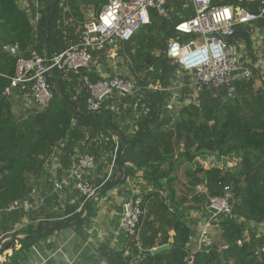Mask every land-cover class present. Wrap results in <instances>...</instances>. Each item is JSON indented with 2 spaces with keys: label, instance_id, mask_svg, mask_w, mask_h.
I'll return each mask as SVG.
<instances>
[{
  "label": "trees",
  "instance_id": "1",
  "mask_svg": "<svg viewBox=\"0 0 264 264\" xmlns=\"http://www.w3.org/2000/svg\"><path fill=\"white\" fill-rule=\"evenodd\" d=\"M39 1L40 18L33 27L30 7L25 11L16 0H0V43L3 48L17 43L18 57L29 58L36 52L44 58L46 44L51 59L77 45L88 13L99 12L105 0ZM211 5L239 3L211 0ZM241 6L253 13L259 10L258 3ZM192 16L191 8L181 10L173 1L167 18L151 12L148 26L128 42L118 44L117 68H125V78L140 89L136 110L121 114L112 110L114 96L102 104L98 114L86 109L83 80L101 79L95 70L106 62V50L92 53L91 72L81 70L79 77L55 72L48 79V105L38 109L32 104L23 111L15 110L12 99L3 96L16 58L5 49L0 51V210L34 195L43 198L37 211L2 216L0 240L8 239L2 245V250L8 251L4 264H26L31 247L51 234L45 231L48 225L79 220L80 214H74L76 205L87 206L78 194L72 204L75 206L65 205L59 214L53 213L56 198L52 181L64 175L75 157L86 154L95 157L99 168L103 161L113 158L114 169L126 176L142 199L144 214L135 241L138 249L132 244L134 250L129 256L137 258V264H183V248L196 223L190 213L207 217V200L223 197L225 186L232 214L218 216L213 246L207 253H198L193 264H264L260 251L264 236L256 231L264 224V75L258 80L259 88L255 85L258 72L250 81L234 83L231 98L224 89H201L194 94L188 88L189 77L163 53L171 40L186 43L195 39L173 30L174 25ZM254 26L264 27V17ZM247 30L239 29L231 41L240 39L249 44ZM156 53L160 55L156 57ZM64 77L79 82L68 83ZM180 82L179 93L160 90L179 87ZM157 85L160 88L153 89ZM175 99L179 106L173 105ZM210 154L225 165L205 169L197 157ZM225 161L234 164L230 168ZM185 163L190 166L183 167ZM113 172L94 183L97 193L117 181ZM198 186L205 190L197 191ZM68 215L71 218L62 221ZM25 218L31 224L14 232ZM54 219L58 222L46 225ZM20 233L26 235L22 240L17 239ZM162 246L170 249L151 254Z\"/></svg>",
  "mask_w": 264,
  "mask_h": 264
},
{
  "label": "built area",
  "instance_id": "2",
  "mask_svg": "<svg viewBox=\"0 0 264 264\" xmlns=\"http://www.w3.org/2000/svg\"><path fill=\"white\" fill-rule=\"evenodd\" d=\"M105 1L106 5L102 6L99 12L88 13L86 23L80 32L79 43L51 59L46 60L36 52H31L29 58L18 57L17 43L4 48L11 57L16 58V61L13 76L3 90V96L12 99L15 93H27L35 107L45 108L51 100L48 84L50 76L55 72L68 74L81 70L90 71L93 52H102L107 47L128 42L138 30L149 25L151 12L158 17L167 18L170 3L173 1L180 4L181 10L191 8L193 11L191 18L174 25V33L192 35L195 39L186 43L171 40L163 53L190 78L188 88L194 94L201 89L209 91L224 89L227 98H231L234 83L252 80L253 73L257 71L242 66L240 59L231 50L230 41L236 37L239 29H251L257 20L264 17V0H236L239 3L237 6H212L211 0ZM16 2L25 11H28L29 7L33 10L31 24L36 27L40 18V1L16 0ZM248 3H258V13L250 12L241 6ZM159 55L160 53L155 54L156 57ZM83 83L87 94L86 109L90 113L98 114L102 104L113 96L116 102L112 110L116 114L128 109L135 111L140 102L138 99L140 89L125 77L114 74L96 82L85 78ZM181 86L180 83V86L173 90L179 93ZM156 88L160 87L157 85L153 89ZM160 90L171 92L172 89ZM177 96L178 94L176 98ZM133 98L135 101L131 102ZM95 167L94 156L86 154L75 157L64 175L52 181V193L60 194L69 189L83 197L84 202L94 199L97 188L94 187L91 174ZM51 170H55V167ZM196 190L201 192L205 187L198 186ZM228 190L225 186L223 197H211L207 200L204 208L207 217L197 222L198 234L195 241L191 240L184 246L183 264H193L198 253H207L213 246L211 231L218 227V216L227 217L232 214ZM42 205L43 198L34 195L30 200L16 202L0 210V220L8 213L27 215L39 210ZM119 214L120 232L138 240L140 219L144 211L142 199L137 193L121 204ZM5 241L0 240V264H4V256L8 253L2 250ZM260 251L264 253V244Z\"/></svg>",
  "mask_w": 264,
  "mask_h": 264
},
{
  "label": "crops",
  "instance_id": "3",
  "mask_svg": "<svg viewBox=\"0 0 264 264\" xmlns=\"http://www.w3.org/2000/svg\"><path fill=\"white\" fill-rule=\"evenodd\" d=\"M248 30L249 44L244 40L234 39L233 41H230L231 50L240 59L243 67L256 69V72H259L260 70L264 71V66L262 65V60L264 59V27L257 28V26H254ZM112 52L113 50L110 51L111 54ZM91 71L92 70L89 72ZM79 72L71 74L79 77ZM114 72L116 71L114 70ZM95 73L98 75V78L108 77V74H105L98 68L95 70ZM64 75H69V73ZM64 78L68 83L79 82L78 79L73 81L71 78ZM49 79H52V77L50 76ZM173 89L171 92L175 93L176 91ZM176 100L177 99L173 101V105L179 106L181 103ZM12 103L14 109L17 111H23L32 106L29 94L15 93L12 96ZM212 156L213 155L210 154L201 158L206 161H201L199 159L198 161H200L203 167L207 169L211 164L215 163ZM217 161L218 160H216V162ZM112 172L117 180L123 179L124 175H121V172L114 169L113 163L110 160L103 161L101 168L96 165L91 174L93 184L96 181L103 180L104 177L106 179L109 178ZM124 184H119V187L113 186L107 191L97 193L94 199L84 202L87 206L85 208L83 207V203L76 205L77 209L74 211V214H80V218L77 221H70L69 223L56 225L48 224H55L58 222L57 220L54 219L48 221L46 223L48 229L45 231H51V234L44 236L37 241L33 247H31L27 254L26 264L125 263L134 250L132 244H136L135 247L138 249V243H135L136 240L129 238L119 230V213L121 204L128 197L137 193L127 178ZM52 194H55L56 198L52 205V211L55 215L59 214L65 205L71 206L77 200V194L69 189L64 190L60 194ZM88 206L90 209H88ZM194 214L196 215L198 213ZM71 216L72 215H68V217L62 221L69 220ZM30 224L28 218H25L20 225L15 226L14 232H21ZM192 231V236L189 241H195L197 237L198 229L196 225L192 227ZM169 235L172 236V233ZM25 236L24 233H20V235L17 236V239L22 240ZM5 240L7 241L8 239ZM5 256L4 263L6 262ZM127 264H137V258H130L127 261Z\"/></svg>",
  "mask_w": 264,
  "mask_h": 264
},
{
  "label": "rangeland",
  "instance_id": "4",
  "mask_svg": "<svg viewBox=\"0 0 264 264\" xmlns=\"http://www.w3.org/2000/svg\"><path fill=\"white\" fill-rule=\"evenodd\" d=\"M89 14H91V12L89 13ZM118 46L119 45H116V46H114V47H110V49L111 50H116V52L119 50L118 49ZM110 50V51H111ZM106 51L108 52V53H106V55H107V57H106V62L105 63H103L102 65H100L99 67H98V69H100V71H103L105 74H108V77H110V76H112V75H114V74H116V75H119V76H122V77H125L126 76V69L125 68H121V69H118L117 68V64H116V62H117V58H116V56L114 57L112 54L114 53V52H112V54L108 51V49H106ZM116 52L114 53L115 55H116ZM262 65L264 66V59L262 60ZM264 68V67H263ZM114 70L116 71V72H114ZM264 70V69H263ZM109 71H111V74H109L108 72ZM264 75V71H262V70H260L259 72H258V75H257V77L255 78L256 79V87L257 88H259L261 85H260V83L258 82V80H260L261 79V76H263ZM263 79V78H262ZM189 80H190V78H189ZM189 83V82H188ZM213 158H214V160H215V163L214 164H211L210 165V167H223L225 164H224V161L223 160H220V161H217L216 162V160L217 159H215L216 157L215 156H212ZM199 160H201V161H206V160H202L201 158H199V157H197ZM107 160H110L113 164H114V159L113 158H110V159H107ZM225 162H227V161H225ZM233 162H227L226 163V165L228 166V167H232L233 166ZM187 167V166H190V163L189 164H186L185 163V165L183 166V167ZM209 167V168H210ZM179 180L180 181H182L181 179H180V177H179ZM190 217L193 219V220H195V222L197 223L198 221H200L201 219H202V217H201V214H194V213H190ZM196 223H195V225H196ZM216 229H213L212 231H211V236H212V238L213 239H216V233H217V230L215 231ZM257 235H259V236H264V226H263V224H261V225H258V227H257Z\"/></svg>",
  "mask_w": 264,
  "mask_h": 264
},
{
  "label": "water",
  "instance_id": "5",
  "mask_svg": "<svg viewBox=\"0 0 264 264\" xmlns=\"http://www.w3.org/2000/svg\"><path fill=\"white\" fill-rule=\"evenodd\" d=\"M105 5H106V1H104V2L102 3V6H105ZM3 49H4V48H3V46H2L1 43H0V51L3 50ZM44 58H45L46 60L48 59V48H47V45H46V44H45V48H44ZM258 167H259V166H257V167L255 168L254 173H256ZM125 181H126V176L124 175V176H123V179L115 181V182H114L109 188L105 189L104 191H107L108 189H110L111 187H113V186H115V185H118V184H124ZM211 212H213V211H211ZM169 249H170V247H168V246H162V247H159V248H155V249H153V250L151 251V254H152V255H156V254L162 253V252H164V251H166V250H169Z\"/></svg>",
  "mask_w": 264,
  "mask_h": 264
},
{
  "label": "clouds",
  "instance_id": "6",
  "mask_svg": "<svg viewBox=\"0 0 264 264\" xmlns=\"http://www.w3.org/2000/svg\"><path fill=\"white\" fill-rule=\"evenodd\" d=\"M201 165H202V163H201ZM203 166V165H202Z\"/></svg>",
  "mask_w": 264,
  "mask_h": 264
}]
</instances>
